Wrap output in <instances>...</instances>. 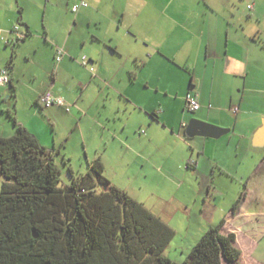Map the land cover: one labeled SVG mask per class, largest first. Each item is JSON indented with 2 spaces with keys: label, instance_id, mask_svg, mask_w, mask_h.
I'll return each mask as SVG.
<instances>
[{
  "label": "crops",
  "instance_id": "1",
  "mask_svg": "<svg viewBox=\"0 0 264 264\" xmlns=\"http://www.w3.org/2000/svg\"><path fill=\"white\" fill-rule=\"evenodd\" d=\"M79 1L0 0V69L9 73L0 85V135L14 132L5 117L13 110L54 161L83 153L87 170L98 157L115 186L178 181L197 186L193 195L206 201L217 198L218 185H235L240 201L222 232L254 241L264 230V0H86L72 12ZM49 2L76 14L35 30L28 12ZM93 8L96 32H87ZM15 26L27 35L17 40ZM82 56L92 72L78 64ZM46 89L68 109L42 106ZM187 92L199 101L196 111L186 107ZM20 95L26 110L17 106ZM191 118L228 132L187 136ZM242 256L239 264H264L241 263Z\"/></svg>",
  "mask_w": 264,
  "mask_h": 264
},
{
  "label": "trees",
  "instance_id": "2",
  "mask_svg": "<svg viewBox=\"0 0 264 264\" xmlns=\"http://www.w3.org/2000/svg\"><path fill=\"white\" fill-rule=\"evenodd\" d=\"M27 35V34H24ZM0 135V264H239L234 232L209 225L186 258L164 254L173 229L112 184L98 157L60 186L52 149L20 126ZM238 198L233 209L239 203Z\"/></svg>",
  "mask_w": 264,
  "mask_h": 264
},
{
  "label": "rangeland",
  "instance_id": "3",
  "mask_svg": "<svg viewBox=\"0 0 264 264\" xmlns=\"http://www.w3.org/2000/svg\"><path fill=\"white\" fill-rule=\"evenodd\" d=\"M84 1L86 2V0ZM89 7L90 6H88V8ZM65 8L66 7L63 5L62 10L58 11L49 2L45 8L41 6L39 9H31L28 15L35 25V30L41 31L44 25L48 26L49 22L56 23L58 18L59 23L61 18H66L67 21L71 22L72 17L77 12L72 13L70 7ZM66 12H68V14ZM89 13L90 16L87 14L86 17H92L94 20L90 24L86 23L84 29L87 32H96V10H91ZM59 23L55 28L59 27ZM55 28L53 27V29ZM77 62L80 64L79 60ZM50 80L49 78V81ZM22 96L23 95H20L17 106L26 110V105ZM14 100V96H11L9 99L15 110ZM5 117L7 122L12 125L11 119L6 115ZM47 127L50 130V127ZM13 131H15V127H13ZM77 153L74 152V154H72L74 157H72L71 160H69L67 154L65 155L63 152L56 155L55 163L60 170V186L68 185L71 181L68 167L72 169L74 174L84 173L86 171L83 153L79 155ZM76 155L78 156L76 157ZM1 181L2 178L0 177V184ZM180 185L178 181L173 183L165 180L162 182L158 179H145L141 184L138 182L129 184L128 182L116 185L119 188L125 189L137 201L142 202L146 208L153 214L159 216L173 229L174 236L165 248L164 254L175 262H181L186 258L193 243L201 237L209 226L206 224L207 221H210V225H214L225 218L229 209H233V203L238 199L239 195L237 194V189L234 191V188H237L235 185H233V187L230 185L229 188L218 185L217 198L211 197V200L207 199L205 201L202 197L195 198V195H193L197 186L192 187V190H188L186 185ZM206 187L205 184L204 186L202 184L204 191ZM251 205L252 209L257 206L256 203H251ZM241 221L248 225L254 224V221L249 223L246 219H242ZM246 227L247 226L244 227V231ZM196 232L199 233H197L198 238L195 236ZM236 245L243 251L241 263H246L251 257L264 260V230L261 235L254 237V241H249L245 235L238 234ZM238 262H240V258ZM223 264L227 263L224 262Z\"/></svg>",
  "mask_w": 264,
  "mask_h": 264
},
{
  "label": "built area",
  "instance_id": "4",
  "mask_svg": "<svg viewBox=\"0 0 264 264\" xmlns=\"http://www.w3.org/2000/svg\"><path fill=\"white\" fill-rule=\"evenodd\" d=\"M86 5L87 3L84 0H80L79 2L71 6V10L72 12H76L79 7L86 6ZM247 7L252 8V5L248 4ZM14 30H15L14 33L16 35V39L20 40L24 35L16 31L17 26L14 27ZM63 54H64L63 48L60 46L57 47L55 57H54L55 61L56 62L60 61ZM79 62L82 66L87 67L91 72L93 71V67L88 66V59L85 56H82ZM8 82H9V73L6 68H1L0 69V85H4ZM184 98L186 102V107L189 111H196L200 107L199 101L194 94L187 92ZM38 101L44 107H48L51 105L64 106L66 109H68L69 107V104H67L61 97L54 95L50 89L44 90L39 95ZM237 109H238L237 106L233 107L234 111H236Z\"/></svg>",
  "mask_w": 264,
  "mask_h": 264
},
{
  "label": "water",
  "instance_id": "5",
  "mask_svg": "<svg viewBox=\"0 0 264 264\" xmlns=\"http://www.w3.org/2000/svg\"><path fill=\"white\" fill-rule=\"evenodd\" d=\"M226 132H228V129L226 128L218 127V126L200 121L195 118H191L188 121V124L186 127V135L190 137L196 135V136H207V137L217 138ZM258 132H259V135L264 137V125Z\"/></svg>",
  "mask_w": 264,
  "mask_h": 264
}]
</instances>
